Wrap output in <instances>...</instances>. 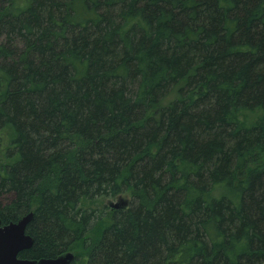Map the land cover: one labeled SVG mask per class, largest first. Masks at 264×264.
<instances>
[{
  "label": "trees",
  "instance_id": "obj_1",
  "mask_svg": "<svg viewBox=\"0 0 264 264\" xmlns=\"http://www.w3.org/2000/svg\"><path fill=\"white\" fill-rule=\"evenodd\" d=\"M0 132L20 258L264 264V0H0Z\"/></svg>",
  "mask_w": 264,
  "mask_h": 264
},
{
  "label": "water",
  "instance_id": "obj_2",
  "mask_svg": "<svg viewBox=\"0 0 264 264\" xmlns=\"http://www.w3.org/2000/svg\"><path fill=\"white\" fill-rule=\"evenodd\" d=\"M33 218L34 212H31L20 221L6 225L0 218V264H73L76 256L71 252L40 260L20 258V254L34 244L33 237L27 234V227Z\"/></svg>",
  "mask_w": 264,
  "mask_h": 264
},
{
  "label": "rangeland",
  "instance_id": "obj_3",
  "mask_svg": "<svg viewBox=\"0 0 264 264\" xmlns=\"http://www.w3.org/2000/svg\"><path fill=\"white\" fill-rule=\"evenodd\" d=\"M172 97V96H171ZM9 149L8 134L6 132H0V162L6 156L7 150ZM264 161V158L262 162ZM132 198V190H128L123 194L116 197H99L94 200H86L83 202L84 208H97L100 210H106L108 215L104 217L97 228L93 230L89 235L86 236L87 239H96L97 234L101 229L111 223L112 212L117 208H127L130 204ZM84 241L78 243L75 248H72L69 252L73 253L75 256L80 254L84 255L86 251L83 249Z\"/></svg>",
  "mask_w": 264,
  "mask_h": 264
}]
</instances>
